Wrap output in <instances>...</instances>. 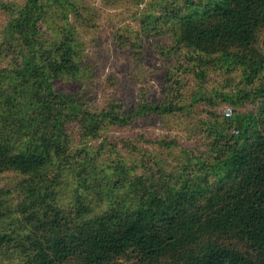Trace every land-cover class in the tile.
Here are the masks:
<instances>
[{
  "label": "trees",
  "instance_id": "obj_1",
  "mask_svg": "<svg viewBox=\"0 0 264 264\" xmlns=\"http://www.w3.org/2000/svg\"><path fill=\"white\" fill-rule=\"evenodd\" d=\"M21 1L0 0V175L15 174L0 189V264H264V0H157L142 30L168 33L182 58L160 97L130 107L89 89L88 5ZM187 75L208 113L203 151L141 175L99 161L106 142L88 143L110 126L185 110Z\"/></svg>",
  "mask_w": 264,
  "mask_h": 264
},
{
  "label": "rangeland",
  "instance_id": "obj_2",
  "mask_svg": "<svg viewBox=\"0 0 264 264\" xmlns=\"http://www.w3.org/2000/svg\"><path fill=\"white\" fill-rule=\"evenodd\" d=\"M156 1L124 0L119 6H113L105 0H80L81 5L90 7L95 19L92 22L96 23V26L79 24L77 27L94 73V83L89 89L94 91L99 105L107 104L112 98H120L130 107L141 101L143 96L148 99L160 97L165 85L164 73L176 71L182 56L169 50L172 45L169 34H157L150 38L142 30V17L153 9ZM17 2L22 4L21 0ZM5 21V14L0 12V29ZM260 43L264 49V32ZM239 78L240 74L234 73L235 82ZM184 79L185 83L188 80L183 91L185 110L164 116L151 114L139 117L128 127L110 126L104 136L91 139L88 143L94 152H98L100 145L106 142L100 150L102 152L98 153L99 161L112 157L130 165L137 163L140 166L136 172L141 175L152 168L155 171L177 168L183 159V148L203 151L207 144L201 128L208 113L204 111L206 106L197 108L196 104H192L195 81L190 75ZM224 81L225 77L220 74L214 73L210 77V85ZM158 140L175 141L177 145L163 146ZM13 178L14 173L0 175V189L11 188ZM1 257L7 260L5 255Z\"/></svg>",
  "mask_w": 264,
  "mask_h": 264
},
{
  "label": "built area",
  "instance_id": "obj_3",
  "mask_svg": "<svg viewBox=\"0 0 264 264\" xmlns=\"http://www.w3.org/2000/svg\"><path fill=\"white\" fill-rule=\"evenodd\" d=\"M230 111H231V110L229 109V110H228V112H227V114H229V113H230Z\"/></svg>",
  "mask_w": 264,
  "mask_h": 264
}]
</instances>
